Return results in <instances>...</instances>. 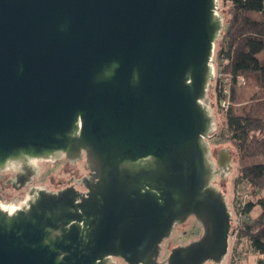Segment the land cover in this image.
<instances>
[{
    "label": "water",
    "instance_id": "water-1",
    "mask_svg": "<svg viewBox=\"0 0 264 264\" xmlns=\"http://www.w3.org/2000/svg\"><path fill=\"white\" fill-rule=\"evenodd\" d=\"M219 10L220 0H0V173H17L20 190L46 160L85 157L90 169L78 181L87 193L0 196V264L226 262L234 154L211 153L208 97ZM192 218L201 235L162 260Z\"/></svg>",
    "mask_w": 264,
    "mask_h": 264
},
{
    "label": "trees",
    "instance_id": "trees-1",
    "mask_svg": "<svg viewBox=\"0 0 264 264\" xmlns=\"http://www.w3.org/2000/svg\"><path fill=\"white\" fill-rule=\"evenodd\" d=\"M222 3L228 8V20L217 43L222 78L216 81L215 96L218 108L224 109V100L229 104L224 109L221 136L238 155L235 185H247L253 198L238 206L248 221L239 227L237 241L245 240L251 251L261 256L258 263L264 264V0ZM254 209L258 213L253 216Z\"/></svg>",
    "mask_w": 264,
    "mask_h": 264
},
{
    "label": "rangeland",
    "instance_id": "rangeland-1",
    "mask_svg": "<svg viewBox=\"0 0 264 264\" xmlns=\"http://www.w3.org/2000/svg\"><path fill=\"white\" fill-rule=\"evenodd\" d=\"M222 0H220V13L224 15V18L226 19L225 21L227 22L228 20V15H227V10L228 8L226 6L222 5ZM226 25V24H225ZM225 28V26H224ZM225 31V30H224ZM219 41V40H218ZM218 43V42H217ZM217 44L215 48V56H214V63L216 66V78L213 81V88L212 90L209 91L208 97L210 93L213 94L214 99L210 98V100L213 101L214 106V113L216 116V119L218 120V126H217V133L216 135L210 140L211 144V153H213V157L215 158V150L218 148H223L226 146H229V149L231 152H233L234 157H232L231 160V171L229 174H227V180L224 182L225 187L224 190H226L225 194L226 197H228V202L229 206L231 208L232 214L235 215L236 212L238 211V206L239 204H245L250 198H252L249 195V190L250 188L245 185V184H239L235 185V180L238 177V171H239V163L238 161V155L237 152H235V149L233 148V145L224 139V136H221L222 134V129L225 126V119L223 116V113L226 111L224 109H227L228 107L218 108L217 105V100L215 96V90H216V81L221 77L222 75L219 74V68H218V62H217ZM218 69V70H217ZM241 84L244 83V79H241ZM230 86H226V91L227 93L229 92ZM227 102V101H226ZM228 103V102H227ZM223 104V102H222ZM221 110V111H220ZM43 163V167L40 170L41 173L38 177H36V182L38 185H45L49 184L51 188H55L57 184L60 181H66L72 173H70V170H73V174L76 175V177L87 174L88 169H86L85 162L80 161L77 165H75L73 168V165L70 164L67 160H56L55 162H41ZM72 172V171H71ZM4 173V172H2ZM0 173V192H3V195H6V192L12 193L13 190L9 191L8 188H6L5 182L6 180V175ZM222 182L221 178L217 179L216 184L220 186V183ZM223 191V187L220 186ZM8 190V191H7ZM15 193V192H13ZM19 194H23L20 192ZM253 199V198H252ZM255 200V198H254ZM258 210L254 209L252 212V215H257ZM174 234L172 235L171 239L168 241L164 242V247H163V253H162V260L166 259L168 255L170 254V251L172 248L182 245V244H187L193 239L198 238L201 235L200 228L197 224V222L194 220V218L189 219L188 222L181 224L177 228H175ZM230 250L229 254L227 256V260L224 264H259L258 261L261 259V256L253 251L248 247V244L245 240H242L240 243L237 241V236L231 237L230 241ZM121 264H124V262L120 261ZM206 264H211V263H206Z\"/></svg>",
    "mask_w": 264,
    "mask_h": 264
},
{
    "label": "flooded vegetation",
    "instance_id": "flooded-vegetation-1",
    "mask_svg": "<svg viewBox=\"0 0 264 264\" xmlns=\"http://www.w3.org/2000/svg\"><path fill=\"white\" fill-rule=\"evenodd\" d=\"M83 158L84 159L83 160H80V161H84L85 162L86 169H88L87 168L86 158L85 157H83ZM57 160H59V159H57ZM61 160H65L66 161L67 159L61 158ZM46 161L47 162L48 161L51 162V160H46ZM55 161H53V162H55ZM80 161H78L76 163H71L69 161L68 162L70 164H72V165L75 166ZM42 167H43V163H41V168ZM69 170H70V173H72L70 175V177L66 181H60L55 188H51L49 184L38 185L37 183L34 182L33 184L29 185L28 187H23L20 190H18V189L15 188L16 185L17 186H20L21 185L20 183L13 184L11 182L13 179L16 178V176H17L16 174L17 173L12 172V171L11 172L10 171H6V172L2 173V174H5L6 175L5 176L6 177V180H5L4 184H6V186H7L6 188H8L9 191H11V190H13V191H12V193L6 192V195H3V192H0V196L2 197L4 203H9V202H12L13 200H22L26 196L25 194L27 193V190L31 186H34V185H37V186H47L48 189L51 190V191H53V192H56V191L62 190V189H67L69 187L74 186L77 191H80V192H83V193H87L88 192V189L86 188V186L84 184L79 183L78 181L80 179H82V178L89 177V175H90V169H88V173L87 174H84V175H81V176H78V177H76V175L73 174V170H71V169H69ZM13 192H15V193H13ZM20 192H22L23 194H19ZM166 241H168V240H166Z\"/></svg>",
    "mask_w": 264,
    "mask_h": 264
},
{
    "label": "built area",
    "instance_id": "built-area-1",
    "mask_svg": "<svg viewBox=\"0 0 264 264\" xmlns=\"http://www.w3.org/2000/svg\"><path fill=\"white\" fill-rule=\"evenodd\" d=\"M227 100H224L223 101V106H225V107H227L228 106V104H229V102L227 103L226 102ZM233 221H232V227H231V230L232 231H234V233L231 235V237H234V236H237V234H238V229H239V227L242 225V223L246 220V221H248V218H246V215H243L242 214V212H241V210L240 211H238L237 213H236V215H233ZM234 229V230H233ZM230 237V238H231Z\"/></svg>",
    "mask_w": 264,
    "mask_h": 264
}]
</instances>
